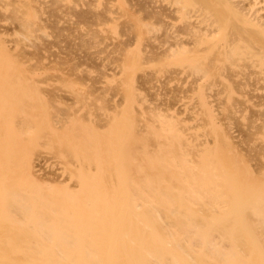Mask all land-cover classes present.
<instances>
[{"label":"bare ground","instance_id":"1","mask_svg":"<svg viewBox=\"0 0 264 264\" xmlns=\"http://www.w3.org/2000/svg\"><path fill=\"white\" fill-rule=\"evenodd\" d=\"M55 1H57V0H55ZM55 1L53 2V0H52V2L54 3V6H57V5H55ZM59 1H60V3H58V6H59V4L61 6L62 0H58L57 2H59ZM94 1H97V0H94ZM107 1H106V6L108 7L107 3L110 0L108 2ZM136 1H138V0H131V2H134V3L132 4L130 2L129 5L132 4V5L136 6V8H140V9L143 7L141 9L143 11V12H141V17H143V19H142L143 21L146 20L145 18L149 19V16H147V15L152 10H153V14L154 13L156 14V12H154L155 7H153L151 5L149 6L150 1H152V0H147V1H149L148 4H146L147 3L146 0L145 1L140 0L141 3H143L144 5H141L140 1H138L139 3H136ZM171 1H173V0L168 1V2H170V5H171ZM175 1L177 2V4ZM175 1H174L175 2L174 6L178 5L179 9L182 8L181 12L186 9V7H187L186 4H185V7H182V6L179 7L180 1L179 0H175ZM187 1H189V0H187ZM193 1H195V0H193ZM210 1L211 0H205V2L200 1L199 3L202 4L200 7H203V5H204V8L199 7V9L201 11V14L200 13L199 14L201 16L198 14L199 9L194 14L196 15V13H197V15H199L201 18H203V17L205 18V17H209V16L212 18V14H215L216 12L219 13V11H217L218 7L217 8L215 7L216 2H217V4L219 3L220 4L219 7H222V10H224V11L221 10L220 11L221 14H215L213 17L214 20L211 19V21L215 22L217 17L220 15L219 18L220 17L223 18L224 22L221 24V22H222L220 20L221 18L220 19L218 18L216 20V22H220V23H218V26L214 27V29L215 30H216V28L221 29L222 28L221 26L225 24V21H227V23H226L227 26L224 25V27H228L229 26L228 24L231 22L230 23L231 26H229V27H232V28H229V27L228 28L233 29V26L236 25L235 27H237V29H235V31H233L235 34H233V32L231 30H230L231 32L228 31L232 34H229L227 37L229 38V36H234L233 38L235 40L233 42L242 41L243 44H241V45L239 44V46H234V45H232L233 43L232 44L230 43L231 44L230 46H225L227 48V51H223L221 56L220 57L218 56L216 58L217 53L220 50L221 43L218 42L219 37L218 38L213 37V36L210 37V39L208 40L209 46H207L210 50V52H208V54L210 56L212 54L215 57H213V56L210 57L209 55L206 54V56L204 58H208V59L210 58L209 62L211 63V65L213 64L215 67L213 65L212 66L214 68L209 67L210 64H208L209 63L208 61H207L208 66L206 64V67L204 66V68L202 67V64H200V63L198 65L195 64V67L193 68L195 71L193 70V73L194 72H202L203 74L201 77L198 74L197 77L194 76L192 79L195 78L196 81L198 82V79L201 80L200 78H202L204 76L203 82L201 84V88H202V86H204V83H207V81H209L212 84V82L210 80L213 77H216L215 75L218 76V74L220 72L219 70L221 68H224V69L228 68L227 71H229L231 69V68L229 69V67L234 68V66H240L242 64H244V65L246 64V66H247L248 63H252V65L255 64L256 66H259L260 68L258 69V71L260 74V78L262 76V78L264 79V0H235V1L234 0H231V1L230 0H216V2L214 0H212V2H210ZM213 1H214V5H213ZM35 2H36V0H0V13H2V16L1 15L0 16L3 17V15L5 13L8 15V13H10L8 11H11L9 16L6 17L7 15L5 14L3 19L6 17L5 21H7V23H10V24L11 23H13V24L17 23L20 26V29L16 30L15 34H20V35L24 36L23 37L24 40H25V38L32 40L33 37H35V39H36L37 38L36 35H38V34H36L35 32L41 28L40 26H42L41 24H39V26L37 24V27H36V22L29 16L30 11L28 9V6L30 5V3L35 4ZM37 2L39 3V0H37ZM40 2H46V1H40ZM48 2H51V0L47 1L46 3H48ZM77 2L79 3L80 0H77ZM191 2H192V0H191ZM203 2H204V4H203ZM209 2L213 5L212 7L210 6V9L208 7H205V6H208V4L211 5ZM46 3H45V5H46L45 9H44L45 12L48 11V9L50 8L51 5H52L51 7H53L52 10H54L53 3L51 5H50V3H48V4H46ZM84 3L87 4L88 1L87 2L85 1ZM153 3L155 4V1ZM156 3H157V0H156ZM193 4H194V2H193ZM40 5H41V3H40ZM48 5H50V6H48ZM65 5H62L63 8ZM88 5L89 4H87L86 6H88ZM138 5H140V7H137ZM145 5H148V7H146ZM160 5H161V7L164 6L163 8H161V10L162 9L169 10V11L163 12L159 9L162 14L163 13L167 14V12L169 13V14H167L168 16L163 15L164 19L161 16L162 14H159V15L157 14L158 18L163 19L162 23H163V21H165V16L167 18H172L171 21L173 20V15H175L174 20L176 19V21L181 16L180 15L178 17V16H176V14H173V15L171 14V13H175L174 10L177 7H175V8L173 7L174 8V10H173V9L169 8L170 6L165 7L167 4L162 5V3L160 2L159 8H160ZM224 5H225V7H223ZM47 6H48V9L46 10ZM68 6H70V5L65 6L67 8V9H65V11L68 10V8H69ZM80 7H81V5H80ZM104 7H105V4H104ZM111 7H109V9ZM55 8L57 9V7H55ZM70 8H71V6H70ZM74 8L75 7H74V3H73L72 9L74 11H76V9H74ZM146 8H147V11H146ZM196 8H198V7H196ZM39 9H40V7H39ZM39 9H38V11H39ZM72 9L70 11H73ZM90 9L93 10V8H90ZM90 9H88V12L85 9L86 11L84 13H81V15L84 14V16H79L80 14H78V13H76V14H78L79 17L83 18V17H85L86 13L92 12V14H93V11H91ZM116 9L119 10L117 7H116ZM116 9L114 8L112 10L113 11L115 10L113 13L117 12L115 17L117 16L116 18H118L119 17L118 11H116ZM135 9L133 10V13H135V14L138 12L140 13V9L139 10H137V9L135 10ZM179 9H176V11H180ZM189 9L190 8H188L187 10L189 11ZM89 10H90V12H89ZM107 10L106 9L102 10V11L100 10L101 13H100V11L96 12V13H98V15L95 13V14H93V16L97 15L99 17V19H102L100 21L102 23H103L104 19L106 21H108L109 17L105 16L106 14H104V12L107 13L106 12ZM130 10H131V8H130ZM187 10H185V11L187 13V17H189L188 14L192 10L190 9L189 12ZM50 11L51 10H49V13L48 12L47 13L51 14V17H52L55 13H53L52 11L50 12ZM56 11H58V10H56ZM73 12H72V14H73ZM120 12H121V9H120ZM62 13L63 12H61L60 14H62ZM144 13H145V15H144ZM183 13H184L183 16L185 17L186 14H185V12H183ZM191 13L192 12H190V14ZM57 14H58V12H57ZM60 14H58L57 16H59ZM194 14H192V15H194ZM90 15H91V13H90ZM41 16H43V15L40 11L39 17L41 18ZM63 16L60 15V17H63ZM78 16H76V17H78ZM93 16H92V18L90 17L92 19L91 22L94 21L95 23H98V21H96V19L98 17H96V19H95V17L93 18ZM215 16H217V17H215ZM79 17H78V19L77 18L76 19L77 20L81 19ZM115 17L113 16L112 18H110V21H112L111 19H114ZM151 17H150V19H151ZM153 17H152V19H154ZM176 17H178V18H176ZM90 18L88 21H90ZM122 18H124V17H122ZM130 18H131V16H130ZM196 18L198 19V16ZM3 19H0V21L1 20L3 21ZM61 19H63V18H61ZM61 19H59V20H61ZM70 19H68V20H70ZM135 19H136V21L138 20L137 17H135ZM139 19L141 20V18H139ZM41 20H43V17ZM46 20L44 22H46ZM49 20H51V19H49ZM205 20L209 21L208 18L204 19L203 21H205ZM64 21H66V20L64 19ZM123 21L124 20L122 19L121 22H123ZM150 21L152 23V20H150ZM203 21L200 19L199 23H202ZM207 21H205V25H206ZM228 21H229V23H228ZM112 22H115V21H112ZM155 22H158V21L155 19ZM166 22H169V20H166ZM239 22L242 23V25H243L242 30L245 32L241 31L238 28L240 25ZM188 23L186 25H188ZM191 23H189V25ZM64 24H65V22L62 23V25H64ZM98 24H100V23H98ZM157 24H159V23H157ZM184 24H183V26H184ZM194 24H195V22H194ZM194 24L192 23L190 27L186 26V25H185L186 27L185 26L184 27H185V29L186 28L188 29V27H189V31L192 32V30H190V28L192 26H194ZM208 24H210V23H208ZM212 24H211V26H212ZM219 24H220V26H219ZM232 24H235V25H232ZM44 25H45V23L43 24V26ZM205 25H204V27H205ZM207 25H206V27H207ZM2 26H3V24H2ZM8 26H10V25H8ZM8 26H6V27H8ZM43 26H42V28H43ZM48 26L46 25L47 28H48ZM96 26H98V25L96 24ZM119 26H120V28H122L124 26V30L126 28H128V27H125V25L122 26V24ZM126 26H128V25L126 24ZM140 26H142V25H140ZM200 26L198 27V25H197L196 27H198L200 29L201 28ZM10 27H11V30H13V28L16 29L15 26L14 27L10 26ZM59 27H61V26L59 25ZM86 27H87V25H86ZM131 27H129L128 30L129 29L131 30L132 29ZM150 27L153 28L154 25L152 24V25H150ZM150 27H148V28H150ZM155 27H157V26H155ZM165 27H167V26H165ZM181 27H182V25H181ZM206 27H205V29H206ZM219 27H221V28H219ZM5 28H2L1 24H0V68H14L17 65V63H16V61L12 55L17 54L19 49H20L19 53L23 55L24 53H21V49H23V47L20 46L21 43L20 44L18 43V41H20V40H18V38L16 36L15 37L17 38L18 41H15L14 38H12V40L9 39L10 42L8 41L7 38H9V37L7 36V38H6V35L8 33L7 31H9V29L6 28V30H5ZM152 28H150L149 30H151ZM167 28H165V29H167ZM193 28H195V26ZM209 29H210V25H209V27H207V30L212 33L211 29L210 30ZM87 30H89V29H87ZM87 30H86L87 37H88V34L94 32L93 29L89 30V32L93 31L90 33H88ZM96 30L98 31V29H96ZM137 30H138V32L140 31L139 28H137ZM143 30L146 31V29H144V28H143ZM149 30H148V33L146 32L147 34L152 32V31L149 32ZM193 30H195V29H193ZM239 30H240V32H239ZM54 31H52V32H54ZM186 32H188V31L186 30ZM195 32H194V34H195ZM228 32H226V33H228ZM96 33L99 34L100 31L95 32L93 34L96 35ZM188 33L184 32L183 34H188ZM200 33H201V30H200ZM93 34H90V35H93ZM119 34L123 35V33H119ZM125 34H130V31L126 32V33L124 32L123 39H125L124 38L126 36ZM189 34H191V33H189ZM194 34L192 33L190 38H192L194 36ZM204 34L205 33H203V35ZM12 35H13V31H11V33H10V36H12ZM40 35L42 36L41 39L44 38L42 41H44L45 39H48V38H46L47 36L42 35V34H40ZM54 35H53V37H54ZM83 35H85V34H83ZM122 35L120 37H122ZM167 35H170L169 37L173 38V36L171 37V35H172L171 33L167 34ZM177 35L179 36V34H177ZM196 35L197 34H195V36ZM176 36H175V38H176ZM178 36H177V38H178ZM200 36H202V33ZM200 36H198V38ZM57 37H58V35H57ZM84 37H86V36H84ZM143 37H142V39L150 40V38L148 39L147 37H144V38ZM166 37H168V36H166ZM194 37L189 41V44H188V45H190L189 48L192 45V44H190L191 41L194 44V42L196 40V43H197L198 38L196 37V39H195ZM205 37H206V35H205ZM58 38H56V40ZM90 38L96 40L97 37L95 36V38H94V36H91ZM175 38H173V40H175ZM177 38H176V41H178ZM190 38H187V40ZM20 39H22L21 36H20ZM35 39H34L33 44L31 42V44H32L31 46L34 47V50L31 51V53L29 52L30 53L29 57H32V55H31L32 53H33V57L34 56L38 57L40 55L42 58L46 57L45 54L41 50L45 49V48L50 50L52 48V45L50 47H49V45L54 42L55 38L51 43L49 42L50 43L49 45L46 44V40H45V44L47 46L45 44H41V45L36 44ZM81 39H79V40H81ZM97 39H99V37ZM123 39H119V40H121L120 42H123ZM200 39H201V37H200ZM231 39L232 38L228 39V40H230L229 42H231ZM100 40H101V38L99 39V42H100ZM147 40L146 41L144 40V41L147 43L148 42ZM155 40H153V42ZM181 40H182V38H181ZM58 41L59 40H57V42ZM84 41L85 40L83 39L82 42H84ZM124 41H127V39H125ZM89 42H90V44H86V45H88L87 46L88 48L90 47V49H92V47H94L96 50L97 49L99 50V48H96V46H95L96 44L93 45L92 44L93 42L92 43H91V41H89ZM171 42L173 45L175 41L174 42L171 41ZM37 43H39L38 40H37ZM55 43H56V41H55ZM55 43H54V45H55ZM76 43L78 44L79 41ZM91 44H92V46H90ZM185 44L186 43L181 42L180 40L178 41V43L174 44L175 46L167 44L168 46H166V47L164 46L166 48V50L164 47H162L163 51L165 50L163 52V54L161 52L162 49H160L161 51L154 50V49L152 51L151 50L150 51L152 52V54H154V51H155V54L157 52H159L158 53L159 55L165 54L166 56L164 55L165 57L160 59V60H163L167 57V54H170L172 52H174V54L178 51L183 52L181 54L182 56L186 53L188 54V52H190V51L185 46ZM198 44L199 43H197V45ZM26 45H29V44L26 43ZM43 45L46 47L41 48L39 50V48L42 47ZM57 45L58 44L56 43L55 46H57ZM60 45H62V43L59 44V49H62V50L67 49V48H62V46H60ZM69 45L72 46V49L70 48L69 51L73 50V49H77L76 46L74 47V44H71V42L69 43ZM82 45H85V44L82 43L81 46ZM99 45H100V43L97 46H99ZM194 45H196V44H194ZM36 46L39 47L37 49V51H39L40 53L42 52L44 55L42 53L41 54L37 53V51L35 52L37 55L34 54V51L37 48ZM65 46H67V45L64 43L63 47H65ZM81 46L79 44L77 47H79V49H81L80 48ZM87 47H85V48H87ZM82 48H84V47L82 46ZM101 48H102V46H101ZM196 48H197V46H196ZM205 48H206V46L204 47V49ZM47 49H45V50H47ZM190 49H192V48H190ZM204 49H203V51H205V50L208 51L207 49H205V50ZM67 50H65L66 53L68 52ZM124 50H126V48ZM197 50H196V52H197ZM199 50H201V49L199 48ZM28 51H30V50H28ZM100 51L101 50H99V52L98 51L97 52L100 53ZM143 51H145V50H143ZM213 51H215V52L213 53ZM60 52L62 53V51H58V52L55 51L54 53L58 54ZM70 52H72V51H70ZM97 52L95 51L94 53L97 54ZM52 53L53 52H51V53L48 52V55H50ZM54 53L52 55H54L56 57L57 54H54ZM63 53L65 54V52H63ZM90 53H93V51ZM143 53L145 54L146 52H143ZM215 53H216V55H214ZM158 54H156L155 56H158ZM76 55L80 56V54H76ZM76 55H74V57H76ZM18 56H19V54H18ZM24 56L21 58H24ZM62 56L60 54V56H58V58L60 59V62L63 63L64 61H62V60H64V57H62ZM41 57H39V58L41 60H43L44 58L42 59ZM67 57L72 58V60L75 59V58H73V55L69 56L67 54ZM168 57H170V56H168ZM194 57L197 60L198 59L201 60L200 58H202L198 54H195ZM81 58H85V57H81ZM135 58H136V56H135ZM25 59H26V61L25 60L24 61L28 62L27 57H25ZM30 59L31 58H29V60ZM54 59L51 62L55 63L57 58L55 60ZM57 61H59V60H57ZM69 61H70V63L72 62L71 60H69ZM84 61H82V63ZM135 61H136V59H135ZM187 61H188V59H187ZM242 61H245L246 63H244ZM35 62H37V63L35 64ZM35 62L34 63L30 62V63H32L36 68L39 67L41 70L42 69L41 66H43L42 63H39L41 61L36 60ZM51 62H48V63H50V65L45 64L44 67L46 65L47 66L49 65V67H47V68L52 69L53 63L51 64ZM73 62H75V60H73ZM72 63L70 66L75 67L76 65L74 66V63L73 64ZM87 63L85 62V63H83V65L79 64V66L82 67ZM201 63H202V61H201ZM38 64H39V66H38ZM63 64L66 65L65 62ZM130 64H131V62H130ZM89 65H85V67L86 66L89 67ZM252 65H250V66L252 67ZM28 67H29V65L27 66V68ZM251 67H248V70H250L249 68H251ZM30 68H31V66H30ZM30 68H28V69L30 70ZM34 68H31V69L33 70ZM78 68L79 67L74 68V70L77 69L79 71ZM60 69H62V68H60ZM66 69H63V71H65ZM69 69H73V68H69ZM88 69L89 68H87V71H88ZM106 69H105L106 74H108L107 71L110 70V68L109 69L106 68ZM115 69H113V70L115 71ZM121 69L120 68L118 69L119 72H117V75H119L118 73L122 72V71H120ZM74 70H72L73 74H74V72L75 73L78 72V71L76 72ZM178 70H179V68H177L175 70V72L177 71L176 72L177 75L180 74L179 72H181V71L178 72ZM252 70H250V72H252V74H253V72L254 73L256 72V71H254L253 68H252ZM20 71H21V69H20ZM20 71L19 70L16 71L17 74L20 73ZM24 71L25 70L21 71L22 74H24L23 73ZM89 71H91V69H89ZM243 71H244V69H243ZM93 72H94V69H93ZM129 72H131V71H129ZM234 72L235 73L232 76L231 73H233V71L232 72L229 71L228 73H230L231 76L230 75L227 76V74H228L227 73L225 75V77L223 78L224 79L223 81L225 82L227 87H232V82L234 81V79L231 77H234V75L239 73V71L238 72L234 71ZM250 72L245 73V71H244L245 74H242V73L241 74L246 78V80H248L249 75L247 73H250ZM257 72H256V74H257ZM2 73H4V71ZM5 73H8V77H10L9 71L5 72ZM66 73L69 74V70H67ZM101 73H102V71L100 72V74ZM114 73H116V71ZM173 73L174 72L169 74V77L165 76V78L166 77L169 78L167 80V82L169 80H171L172 78H174L173 76H171ZM223 73L224 72L222 71V74ZM17 74H16V78H17ZM31 74H34V73H31ZM129 74L130 73H128V71H127V75L123 76L127 80V81L126 80L124 81L125 83H129L128 82V78L130 77V76H128ZM138 74L140 75L139 72H138ZM189 74H191V73L189 72ZM246 74H247V77L245 76ZM78 75H80V74H78ZM111 75H112L111 73L108 74V76H111ZM117 75L115 74V76H117ZM177 75H176V77H177ZM46 76H47L46 78L48 79L49 78L48 74H46ZM54 76H55V78H57L55 74H54ZM81 76L84 79V76L82 74H81ZM138 76H137V80L141 79V81H139L140 84H137L136 86L144 89L146 86L143 85V81H145V79L147 77L145 78V75H144V79L142 80V77H140V76L138 77ZM219 76H218V79H219ZM5 77L7 78V76H5ZM68 77H69V75L67 76V78ZM93 77L94 76L92 75V78ZM170 77H171V79H170ZM186 77H187V75L185 76V79H186ZM44 78L45 77L43 76V80H45ZM89 78H91L90 75H89ZM111 78H112V76H111ZM124 78H122V79L124 80ZM158 78L159 77H157V79L155 78L156 82L158 81ZM11 79H13V78H11ZM40 79H42V78H40ZM40 79H38V80L36 79V80L39 81ZM62 79L64 80L65 78L64 77L62 78L61 76L57 78V80H60V81H62ZM77 79H78L77 76H75L74 81L76 82ZM100 79H102V77H100L97 81H95V83H93L94 79H92V80L89 79V80L92 81L91 84L97 85L100 82ZM118 79L116 82L117 84H113V86H111L114 88H110V91H111V89L114 90V91H111V93H114L116 91L117 94H114V96H113V94H111V98L106 97L105 99L108 102L104 99V96H103L104 95L103 92L105 90H103V89L99 90L100 89L99 87H98V91L96 89V92H100V94H102L100 96L101 97L103 96L101 98V100L104 99L102 101L103 102L102 105L105 104L104 108H106V106H107V108L110 109L111 107L107 103L110 104V102L113 101V100L112 101H110V100L113 97H115V95H118L119 93H120V95L118 96L119 100H121V102L123 103V99L125 98L124 95L127 94V89L124 88V86H123V89L122 88L120 89V85L118 86V84L119 83L121 85H123V84L120 82L121 80L119 79V81H118ZM185 79L183 81V78H182L181 84H183V82H185ZM216 79H217V77H216ZM231 79H233V81ZM23 80L25 81V78L22 79V84L24 83ZM43 80H40V81H43ZM72 80H73V78H72ZM194 80H193V82H194ZM217 80H215V82ZM240 80H242V79H240ZM240 80H238L237 83L233 82V84L234 83L238 84V87H239L240 86L239 83L241 82ZM253 80H254L253 82H255V78H253ZM257 80H260V79H257ZM11 81H10V84L15 82L14 80H13L14 82H11ZM164 81H165V79L162 80L161 82H164ZM248 81H246V82H248ZM17 82H19V81H17ZM43 82H45V81H43ZM146 82H148V81L146 80ZM0 83H2V82H0ZM46 83H47V80H46ZM58 83L59 82H57V84ZM243 83H245V82H243ZM249 83L252 84V82H249ZM33 84H35V83H33ZM53 84H56V82ZM235 84H234V87L235 86L237 87V85H235ZM250 84H249V86H250ZM141 85H143V86H141ZM176 85L177 84H175L174 86H176ZM199 85H200V83L196 87H198ZM208 85H210V84H208ZM252 85L254 86L255 83H253ZM6 86H9V84L7 85V82H6L5 88H3V87L2 88L6 90ZM20 86H19V88H20ZM54 86L56 87L57 85H54ZM54 86L51 89H49L48 87L47 88L44 87L46 90H48V93L50 92L49 95L47 94V96H49L48 97L49 103H50V98L52 99V97H53L52 101H55V99L62 101L64 98L61 95L63 94L62 91L65 88H63L61 93L59 94L58 90H61V88L57 86L56 88H59V89L57 91H55L56 88H54ZM260 86L262 89L264 88L263 85H260ZM9 87H7V89ZM16 87H18V86L16 85ZM30 87L32 90V85ZM42 87L43 86H41V88ZM80 87H82V86H80ZM85 87H86V85H85ZM180 87L181 86L177 87L176 91L181 90V92L182 91L187 92L188 89H190V88H191L190 90L192 91L191 86L189 88L187 87L188 88L187 91H186V88H184L185 90L182 88L183 89L182 90V89H180ZM196 87H195V89H196ZM223 87H224V84H223ZM223 87L220 88L222 91H223V89H222ZM238 87L236 88V90L239 89L242 91V89L238 88ZM258 87H257V90H258ZM19 88H16V90ZM24 88L21 87V91ZM44 88L42 90L45 93L46 90ZM178 88H179V90H178ZM208 88L206 87L207 90H208ZM142 89H140V90L142 91ZM12 90H13V88H10V91H12ZM221 90H220V92H222ZM239 90H238V92L241 93V91H239ZM252 90H253V92H252L253 94L249 93L248 95L251 96V97L250 96L249 97L251 99H254V97H258L257 98L258 100L261 99V98H259V96L262 97L263 94H260L258 96V94L256 95L254 93L253 88H252ZM51 91H54V92L52 93ZM65 91L68 92L67 89ZM65 91H64V93L67 94V92H65ZM209 91H207L208 93H206V94H209L210 93ZM248 91L250 92L251 90L246 89L247 93H248ZM55 92H56V94H55L56 96L53 95ZM69 92H71V91H69ZM74 92L75 91L71 92L73 94V96H76V97L78 96V98H79V93L76 91L75 93L78 95H74L75 94ZM185 92H184V94H185ZM104 93L106 94V92H104ZM107 93H108V91H107ZM123 93H125V94H123ZM219 93L217 92V94H219ZM2 94H4V93L2 92ZM16 94L19 95L18 92L15 93L14 95L17 96ZM27 94H28V92H27ZM94 94H95V96L97 95L96 93H94ZM136 94H137V97H140V96H138V93H136ZM145 94L146 93H144V95H141V94L140 95L143 97V96H146ZM213 94H214V96L213 95L212 96L214 98H215V95L217 97L216 93H213ZM10 95L11 94H9L7 97L5 95V98L3 97L4 95L0 96V264H264V176H261L263 173L262 174L259 173L260 171L257 173H259L261 175H257V174L252 173L251 170H249L250 167H248L247 162H248V160L250 161V159H248V157H250V155L249 154L244 155V152L237 147L236 140L239 138V134H240L238 132L239 129L237 128V126H236V128H237L236 130H237L238 134L232 132L231 129H229V128H231V126L227 121L226 122L224 121V123H228L229 128L224 127V126L217 127L214 124H210V126H208V128L210 130L207 129L209 133L208 134H205V133L199 134V135H197L196 138L194 137L196 139L195 140L191 136V134L186 131L185 125L181 121L183 119V117H182V119H180L181 126L179 127V122H173L174 120H172L175 116L171 120H165V118H163V120H160V117L156 116L157 115V113H156L157 111H155L156 108L154 109L153 108L154 106L150 107V108H152V110L154 109V112L156 113L155 117L157 118V121H158L157 126L159 127L161 125V127L164 128V130H165V131L161 130L162 134H163L162 136H164V134H165L168 137V139L170 140L169 142H171V146L168 147L167 145L169 144V142H167V140H165L166 136H164V138H163L164 142L161 141L160 144L157 143L160 141H156L154 139L155 136H154V133L150 130L151 129L149 126L150 124L148 123L149 121H146V123H143L144 121L140 118V116H141L140 110L138 109L139 114L137 112L136 120L137 121L139 120V122L142 121L143 124H142V126H140L138 124H135L136 122L134 123L135 127H137V128H135V127L134 128L137 129V131L131 132L134 134L133 140L128 141V140L122 138L125 131L123 133H120V134H118V133L111 134L110 136L108 135L109 134L108 133L109 131H108L107 133H105L104 139L107 138L106 141L109 139H112L111 141L114 140L115 141L114 145L110 144L109 143L110 141H107L108 144H105L104 146H97V147L90 149V150H87V149L83 150L84 147L87 148L88 144L90 147H91V145L96 144V143H91L93 141L91 139L92 138L91 137L92 136L91 131L89 129L87 131L84 130V132L85 131L86 132L83 134V137L86 136L85 134L87 132L89 134L91 133L90 136L84 137V141L86 138L87 139L90 138V142L88 144L86 143L87 146L84 144L85 146H82L83 148L78 149V150H74V147H73V150L71 152L70 151L71 148L69 147V145L66 146L65 143H63V147L60 148V151L57 150V149H59L58 148L59 145H57V146L55 145L54 148H56L57 151L54 150L53 154L55 153V155L52 156L51 158L56 157L57 159H59L61 162L60 163L61 165H54V166H57L59 169H57V168L55 170L51 169V171L49 170L50 172L47 173L48 171L46 172V170H45L46 168H45L44 164H42L45 161L44 158H42L43 155H40L38 157V154H37L38 152L41 151V149H39V150L37 149L38 150V151H36L37 153L30 152L29 154H27V150L24 149L26 144H27V146H29V144H28L29 138L27 139V137H25V136H24L25 137L24 142L22 141V138H21L20 142H19V139L16 141L17 145L19 143L18 147H20L21 149L24 146L23 150H25L26 153L24 152L23 154H25V155L23 156L22 154H20V156L17 157V155L19 153H16L17 155L15 154V158L13 157V154L11 152V147L13 146V142L15 141L14 140L15 137L18 135L16 128L18 127L19 122L21 123V121L23 120V119L21 120V117H19V115L17 117L14 113L16 112V110L19 109L23 115L29 116V114H31L33 116L37 113H38L37 115H40L39 112H42V110L40 109V111H39V109H38L37 113L34 112L35 114H32L31 109L28 110L27 109L28 107L26 108L25 106H23L24 103L23 104L19 103L20 106L18 105L19 107L14 109V106L16 107L17 102L15 103V100L13 98H12L13 100L9 99ZM20 95H21V97L19 99H23L25 97L24 95H23L24 97L22 96L21 92H20ZM63 95H65V94H63ZM67 95H69V96H67L68 98L72 99L70 94H67ZM121 95H123V96H121ZM154 95H156V94H154ZM154 95L152 97V95L149 94V97H152L151 100L154 97H156ZM198 95H199L201 104L205 105V101L203 100L204 94L199 92ZM226 95H227V93H226ZM253 95H254V97H253ZM33 96H34V98H37L39 95H37V97H35L36 94H33ZM85 96H87V95L85 94ZM95 96L93 98L91 95V98L93 100L95 98L100 99L99 93L96 97ZM176 96H178V94H176ZM225 96H224V98H225ZM56 97H61V99L56 98ZM76 97H74V98H76ZM122 97H124V98H122ZM207 97H209V96L207 95ZM263 97H264V95H263ZM74 98L70 101L66 100L67 98H64L63 101L65 103L69 102V103H67V105L68 104L70 105V106H68V108H70L71 106H75L76 102H78V101H80V103H81V101L83 99H85L84 96L80 97V98H82V100L81 99L78 100V98H76V100H75ZM169 98L171 99V97H169ZM179 98H181V97H179ZM214 98H213V101L218 100V99L214 100ZM233 98H234V100L236 99L235 100L236 103L234 101L232 102V104H234V106L237 104V102L239 104V107H241V105L244 104V101L242 99L237 100V98L234 96H233ZM15 99L18 100L17 98H15ZM141 99H138V100L141 101ZM143 99H142V101H143ZM225 99H222V100H225ZM74 100H75V102H74ZM119 100L117 101L118 106H119V104L122 105L121 102L119 103ZM129 100H131V99L129 98ZM148 100H150V98ZM148 100L146 99V101H148ZM154 100H157V99H153L152 101H154ZM176 100H177L176 98L175 99L173 98L172 100H170L169 106H171L172 104L176 105L177 102L179 101V99H178V101H176ZM240 100H242V102ZM258 100H255L256 102L254 101L256 103V105H260V104H258L260 100L259 101ZM13 101H14V103H13ZM23 101H27V100H25V98H24ZM105 101H106V103H105ZM195 101H194V103H195ZM257 101H258V103H257ZM261 101H263L262 104H264V98H263V100L261 99ZM35 102H37V101H35ZM35 102H33V104H32V102H30L31 104H29V101H27V103H25V104L29 105V106L30 105L35 106ZM9 103H11L13 108L9 105ZM37 103H36V106L39 107ZM40 103H43V102H40ZM143 103H144L143 108L145 109V105H146L145 101ZM156 103H154V105ZM194 103H192V104H194ZM198 103L199 102H197V104ZM210 103H211V101H210ZM223 103H225V101H223ZM129 104H130V102L128 104H126L127 107L129 106ZM157 104H158L157 106L159 109V107H160L159 105H161L162 103L158 102ZM102 105H101V107H102ZM113 105L115 107H117L114 103H113ZM41 106H43V105H41ZM52 106H53V104H52ZM55 106L57 107V105H55ZM97 106H96V108H98V109L101 108L100 106H98V107ZM114 106H113V108H115ZM179 106L180 105H178V107ZM214 106H216V105H214ZM48 107H49V105H48ZM77 107L80 110L82 105H79ZM77 107L74 108L73 113H71L70 111H66V109H68L66 107H65V109H64V107H60V108L62 110L63 109L65 110V111L64 110L63 111L66 113H63V114L69 118V117H71V114L72 115L74 114V116L76 115L75 112L78 111ZM127 107H125V108H127ZM192 107H193V105H192ZM217 107H218V105H217ZM57 108H59V107H57ZM96 108H94V109L96 110ZM135 108H137V107L135 106ZM165 108H163L162 110H164ZM235 108H236V106H235ZM243 108H240V110ZM262 108H264V105ZM89 109H92V108H87L88 111L86 112V114H88V112L91 111ZM129 109H131V106H129ZM177 109H178V111H177L178 113L184 112V110L179 111L180 107ZM228 109H229L228 110L229 112H227V113L232 114L233 109L232 108H231L232 110L230 109V105L228 106ZM252 109L253 108H251L250 111H252L253 113L250 111H249V113H251L253 115L248 114L247 118L250 115V116H256L254 118L255 120L259 119V118H257L258 115L260 114V113L258 114L259 110L256 109L257 111L254 112L255 110L254 109L252 110ZM43 110H45V109H43ZM62 110H61V112H62ZM68 110H70V109H68ZM95 110L91 111V112L93 113V112H95ZM112 110L114 111V109H112ZM115 110H116V108H115ZM165 110H167V109H165ZM96 111L99 114V112L101 110L100 111L96 110ZM136 111H137V109H136ZM219 111H222V110H219ZM219 111H218V113H219ZM244 111L245 110H242L240 112H244ZM57 112H60V110H58ZM103 112H105V109ZM117 112L120 113V110H117ZM259 112H261V115H263V118L260 117L262 119H259V120H261V122H260L261 124L258 123V120H257V122L255 120H253V117H249L250 120L248 119L247 125H249V124L250 125L248 126V128L246 127V129H247L246 136L250 137V142L248 143V147L250 149H255V150L257 149V147H260V146L264 147V131H262L263 130L262 128H264V109H262ZM55 113L56 112L54 111V114L52 113L53 117H51V118L49 117L50 122L53 123V124L51 123V126L55 127V131H57L59 128H61L62 131L66 132L65 128L63 129L61 127V125L65 123V122L62 123L63 122L62 120H64V119L60 118L63 116V114H61L62 116L59 117V115H57V114L55 115ZM67 113H68V115H67ZM119 113H117V114H119ZM130 113H131V111H130ZM146 113H148L147 119L150 120L151 118H149V111L147 110ZM159 113H161V112H159ZM222 113L224 114L223 111H222ZM227 113H226V116H227ZM82 114H80V118L81 117L86 118L85 115L81 116ZM242 114L243 113H241V115ZM254 114H256V115H254ZM43 115L44 114L42 113L41 116H43ZM95 115L97 116V113ZM102 115H104V113H100L101 117L99 115L98 116L101 118V121L102 120L103 121L101 122L100 118L97 117V119H96L97 122L99 121L101 123H105L106 119L109 120V122H110V120H112V119H108V118L105 119L107 114L105 117ZM126 115H128V114H126ZM126 115H125V117H126ZM45 116H47V115H45ZM192 116H193V114H192ZM219 116H222V115H219ZM226 116L225 117L222 116L223 119L224 118L226 119ZM87 117H88V115H87ZM110 117H111V115H110ZM188 117L192 118L191 115H189V114L187 115L186 118H188ZM201 117H204V116H201ZM208 117L210 120L213 119V115L209 111H208ZM18 118H20V119H19V122L17 124ZM76 118L78 120L77 116H76ZM84 118H83V121L87 120L89 117L86 119H84ZM98 118H99V120H98ZM205 118L206 117H204L203 120H205ZM220 118H219V120H221ZM233 118H235L234 120H236L237 117L232 116V118H230V120H232L234 122ZM7 119H9V120L7 121ZM28 119H30V118H28ZM209 119L207 118L206 120H209ZM216 119H218V118H216ZM30 120H27L25 118L23 120V122L28 121L27 123L30 126V123H29ZM37 120H40V118L36 119V120H32V121L34 122ZM192 120H193V118H192ZM230 120H229V122H230ZM161 121H162V123H160ZM232 121H231V123H233ZM249 121H250V123H249ZM251 121H253L252 124H251ZM15 122H16V124H15ZM97 122L95 123L96 127L101 126L103 128L104 126H107V124H109V122L107 121L108 123L106 122L105 123L106 125L103 124V126H102L99 124V122L98 123ZM153 122H154V119H153ZM206 122L209 123L208 121H204L203 124L202 123H199V124L200 125L202 124V127H203V125ZM38 123H40V125H41V121H38ZM159 123H160V125H159ZM222 123H223V121H222ZM28 124H26V126H25V123H24V126L20 125V127L21 126L25 127V129L21 127V129L23 130L22 132H24V135H25L24 130L28 129L27 128ZM147 124H149V125H147ZM77 125H80V123H78ZM77 125L74 129L77 128L78 131L80 130L79 132H76V134H75L77 136V133H79L77 136V137H79L82 133H81V129H79V127ZM122 125L123 124H121L120 126H122ZM197 125H198V123H197ZM197 125H195V126H197ZM234 125H236V123ZM42 126L43 125H41V127ZM20 127H18V128H20ZM122 127H120V128H122ZM191 127H193V126H191ZM234 127L235 126H233V128ZM69 128H68V131L70 130ZM83 128H84V126H83ZM113 128H115V125ZM123 128L127 129V130L131 129V127H129V126H124ZM148 128H150L149 130L153 133L151 136H149L151 134V132L150 131L148 132ZM233 128H232V130H233ZM31 129L32 130L35 129L34 123H33V125H31ZM108 130H109V128H108ZM115 130H116V128H115ZM139 130L141 132L144 131L145 133L144 132L141 133ZM236 130H234V131H236ZM55 131H54V134H55ZM239 131H241V130H239ZM261 131L263 133H259ZM26 132H28V131H26ZM47 133H50V132L47 131ZM27 134H29V133H27ZM35 135L37 136V138L39 137V134L38 135L35 134ZM43 135L44 134H42V136ZM45 135H46V133H45ZM106 135H107V137H106ZM259 135H262V137H261L262 140L260 143L258 142L259 144L255 145L257 142L256 137H260ZM141 136H143V137H141ZM200 136H203L205 139H202V137L199 138ZM45 137H47V135ZM150 137H152L153 140H155V141L153 142V140ZM48 139L50 140V137H48ZM81 139L82 138H80V142L82 141ZM87 139H86V142H88ZM44 140H45V138H44ZM54 140L57 141V138L56 137L53 138V141ZM42 141H43V139H42ZM63 141H65V140H63ZM106 141H103V139L101 140L102 143H105ZM151 141L153 142V144H151L152 143ZM174 141L176 142L177 146H175ZM196 141L199 142V145L196 143ZM81 143L83 144V142H81ZM20 144L23 146H20ZM164 144H167V145L164 146ZM108 146H110V148H108ZM111 147H113V148H111ZM14 148H16V147H14ZM68 148H70V149L68 150ZM21 149H19L20 153L23 152ZM16 152H18L17 148H16ZM64 152L65 153L67 152L68 157L71 160V162H68V161H70L69 159L63 160L65 158ZM262 152L264 153V151H262ZM250 153H252V152H250ZM67 154H66V156H67ZM46 157L47 156H45V158ZM48 159H50V157H48ZM82 159L84 160L83 162H81ZM59 160H56L57 163H59ZM90 160H93V162L92 161L90 162ZM62 161L64 164H62ZM90 163H92V164L90 165ZM94 166H96V168ZM117 167H120L121 170H119L117 172H111L114 170V168H117ZM95 169H97L96 172H94ZM98 169L101 171H98Z\"/></svg>","mask_w":264,"mask_h":264},{"label":"rangeland","instance_id":"2","mask_svg":"<svg viewBox=\"0 0 264 264\" xmlns=\"http://www.w3.org/2000/svg\"><path fill=\"white\" fill-rule=\"evenodd\" d=\"M40 1H49V0H39V3L37 2V0H36V2H35V4H33V3H30V5L28 6V9H29V11H30V14H29V16L36 22V27H37V24H38V26H39V24H41L42 26H43V24L45 23V25L43 26V28H42V26H40L41 28V30L40 29H38L35 33L36 34H38V35H36L37 36V38L35 39V37H33L34 39H35V41H36V44H45V40H46V44H50L53 40H54V38H55V40H54V42L52 43V44H50L49 45V47L52 45V48L49 50V49H47V48H45V49H47V50H45V49H42L41 51L45 54V56L46 57H41V55L40 56H34L33 57V53L31 54L32 55V57H29V54L31 53V51H33L34 50V47L33 46H31L32 44H33V42H34V39L32 38V40H29V39H26L25 38V40H24V36H22V35H20V34H15V32H16V30H19L20 29V26L16 23V24H13V23H7V21H5V19H6V17H8L9 16V14L11 13V11H8V12H10V13H8V15L3 19V17H4V15H3V17H1L2 16V13H0V19H3V21L1 20L0 22V24H1V27L2 28H5L6 26H8V25H10V26H12V27H16V29H14L13 28V30H11V27L10 26H8V27H6V28H8L9 29V31H7L8 33H7V35H6V38H7V36L9 37V38H7L8 39V41H9V39H11L12 40V38H14V40L15 41H18V40H20V41H18V43L20 44L21 43V47H23V49H21V53H24L23 55L22 54H20L19 53V50H18V52H17V54H13L12 56L14 57V59H15V61H16V63H17V65L14 67V68H0V82H2V83H0V96H3L4 98H5V95H6V97L9 95V94H11L10 95V97H9V99H11V100H15V103L17 104H15L16 105V107L14 106V109H16V108H18L19 106H20V104L22 103H24V105L23 106H25L28 110H30L31 109V111H32V114H35V113H37V111H38V109H39V111H40V109L42 110V112H39V114L40 115H37V114H35V115H31V114H29V116H25V115H23L21 112H20V110L18 109V110H16V112L14 113L17 117H18V115H19V117H21V120L23 119H27V120H30L29 121V123H30V126H29V124L27 123V122H23V120L21 121V123L19 122V119L20 118H18V121H17V124H18V122H19V124H18V127H20V125H23L24 126V123H25V126H26V124H28L27 125V130H24L25 131V135H24V132H22L23 130L21 129V127L20 128H16V131H17V133H18V135L15 137V141L13 142V146L11 147V152H12V154H13V157L15 158V154L16 153H19L18 155H17V157L18 156H20V154H22L23 156L25 155V154H23L24 152H25V150H27V154H29L30 152H34V153H37L36 151H38L39 149H41V153L40 152H38L37 154H38V157L40 156V155H43L42 156V158H44V162L42 163V164H44V166H45V170H46V172L47 173H49L50 171H51V169H59L57 166H54V165H61L60 163V160L59 159H57L56 157L54 158H51L52 156H54L55 155V153L53 154V152H54V150L55 151H60V148H62L63 147V143H65V145L66 146H68L69 145V147L71 148V152H72V150H73V147H74V150H78V149H82L83 147L82 146H85L86 145V143L88 144L89 142H90V138H86L87 139V141L88 142H86V139H85V141H84V137H86V136H90V134L92 135L91 137V139L93 140L91 143H96V144H94V145H91V147L89 146V144H88V146H87V148L86 147H84L83 148V150L84 149H87V150H90V149H93V148H95V147H97V146H104L105 144H108V142L107 141H110L109 143L110 144H112V145H114L115 144V141L113 142V141H111L112 139H109V140H107L106 141V139H104V136H105V133H107L108 131V135L110 136L111 134H115V133H118V134H120V133H123L124 131V134H123V137L122 138H124V139H126V140H128V141H131V140H133L134 138H133V133H131V132H135V131H137V129H135V128H137V127H135V124H138V125H140V126H142V124L143 123H146V121H149L148 123L150 124H147V125H149L150 126V128H148V132L151 130L153 133H154V139L156 140V141H160V142H157V143H161V141H163L164 139V136H166L165 134H164V136H162L163 134H162V131L161 130H163V131H165L164 130V128H162L161 127V125H160V123H162V121L159 123V127L157 126L158 125V121H157V118L155 117V114L157 113V117H160V120H163V118H165V120H171L174 116V118L172 119V120H174L173 122H179V127L181 126V121L184 123V125H185V128H186V131L187 132H189L190 134H191V136L194 138H196L197 137V135H199V134H203V133H205V134H208L209 132H208V130H210L209 128H208V126H210V124H214V125H216L217 127H219V126H224V127H228V125L230 124V126H231V128H229V129H231V131L232 132H234V133H236V134H238V132L240 133L239 134V138L236 140V142H237V147L240 149V150H242L243 152H244V155L246 154V155H250V157H248V159H250V161L248 160V162H247V165H248V167H250V169L249 170H251L252 171V173H254V174H257V175H261L262 173V175L261 176H264V153L262 152V151H264V147L263 146H260V147H257V149L255 150V149H250L249 147H248V143L250 142V137L249 136H246V133H247V129H246V127L248 128V126L250 125H247L248 124V119H249V117H253V120H255L254 118L256 117V116H250L249 115V117L247 118V116H248V114H251V113H249V111H250V109L251 108H253L255 111L254 112H256L257 110H259V111H261L262 109H264V108H262L263 107V105L264 104H262V102L263 101H261V99L263 100V95H264V88L262 89L261 88V86L260 85H263L264 86V79L262 78V76H261V78H260V74H259V71H258V69L260 68L259 66H256L255 64L254 65H252V63H248L247 64V66H246V64L244 65V64H242V65H240V66H234V68L233 67H229V71L230 72H232L233 71V73H231L232 74V76H233V74L235 73L234 71H236V72H238L239 71V73L238 74H236V75H234V77H231V78H233L234 79V81H233V79H231L233 82H236L237 83V81L238 80H240V79H242V80H240L242 83L243 82H245V83H239V87H238V84H235V85H237V87L238 88H241L242 89V91L244 92H242L241 90H239V91H241V93L240 92H238V90H236V86L234 87V84H233V82H232V87H227V85L225 84V82L223 81L224 79V77H225V75L229 72V71H227L228 70V68H226V69H224V68H221L219 71V74H218V76H219V79H218V76L217 75H215L216 77H217V79H216V77H213L210 81L212 82V84L209 82V81H207V83L208 84H210V85H208L207 83H204V86H202V88H201V84H202V82H203V78H204V76L202 77V78H200L201 80H199L198 79V82L196 81V79L194 80V79H192L194 76L195 77H197V75L199 74V76L201 77L202 76V72H194L193 73V68L195 67V64H202V67L204 68V66L206 67V64H207V61L209 62V59L208 58H204L205 56H206V54L207 55H209L208 54V52H210V50H209V48L207 47V46H209L208 45V40L210 39V37H219V43H221V47H220V50L218 51V53H217V56H216V58L219 56H221V54H222V52L223 51H227V48L225 47V46H230L232 43V45H234V46H239V44L241 45V44H243L242 43V41H235V42H233L235 39L233 38L234 36H229V38H232L231 39V42H229L230 40H228L229 38L227 37L229 34H232V33H230L231 31L233 32V31H235V29H237V27H235L236 25L235 24H232V25H235V26H233V29H229V28H232V27H229V26H231L230 25V23H229V21H228V27H224V25H226V23H227V21H225V24L224 25H222L221 27H219V28H221V29H217L216 28V30L214 29V27H217L218 26V23H220V22H216V20L219 18V16L217 17V16H215V17H217V19L215 20V22H213V21H211V19H213L214 20V15L215 14H221L220 13V11L222 10V7H219L220 6V4L218 3L217 4V2H216V0H214L215 2H216V8H217V11H219V13L218 12H216L215 14H212V18L209 16V17H203L204 19H207L208 18V20L209 21H207V20H205V21H207L208 23H210V24H208L207 22H206V25H207V27H209V25H210V29H211V31H212V33L210 32V31H208L207 30V27H206V25H205V21H203L204 19L203 18H201L200 16V14H201V11H200V9H199V7L202 5L201 3H199L200 1H204L205 2V0H195V1H193L192 0V2H191V0H189V1H187V0H179L180 1V5H179V7H185V4H186V6L188 7V8H190L192 11H190V9H189V11L190 12H192L191 14H190V12L187 10L188 8L186 7V9L185 10H187L188 12H189V17H187V13H186V11L185 10H183L182 12H181V9H179L178 8V5L177 6H174L175 4V0H173V1H171V5H170V2H168V1H170V0H157V3H156V0H152V1H150V3H149V6L151 5V6H153V7H155L154 8V12H156V14L154 13L153 14V10L147 15V16H149V19H147V18H145L146 20H142L143 19V17H141V12H143L141 9L143 8L142 6V8L140 9V8H136V6H134V5H132L134 2H131V0H97V1H94V0H80V2L78 3L77 2V0L75 1V0H62V2H61V6L62 5H65V6H67V5H70L71 6V8H70V6H68L69 8H68V10H66L65 11V9H67L65 6H64V8H63V6L61 7L60 6V4H59V6H58V3H60V1L59 2H57V1H55V0H53V2L55 1V5H57V6H54V3L52 2V0H51V2H48V3H50V5L53 3V6H54V10H52V8L53 7H51L50 5H48V6H50V8L48 9V6H47V8H46V10L48 9V11H46L45 12V3L46 2H40ZM75 1V2H74ZM86 1H88V3L87 4H89L88 6H86L87 4H85L84 2ZM106 1L108 2L107 3V5H108V7L106 6ZM123 1V2H122ZM127 1V2H126ZM138 1H140V0H138ZM138 1H136V3H139ZM142 1V0H141ZM141 1H140V4L141 5H144L143 3H141ZM145 1V0H144ZM147 1V0H146ZM155 1V4L153 3ZM159 1V2H158ZM175 1V2H174ZM214 1H213V5H214ZM231 1V0H230ZM235 1V0H234ZM112 2V3H111ZM117 2V3H116ZM121 2V3H120ZM132 3V4H130L129 5V3ZM148 2L149 1H147V3L146 4H148ZM162 3V5H166L165 7H169L170 9H173L174 10V8L175 7H177L176 9H179L180 11H176V9L174 10L175 11V13H171L172 15L173 14H176V16H180L179 17V19L176 21V19L174 20V17H175V15H173V20L171 21V19L172 18H167L166 16H168L167 14H169L168 12H167V14H165V13H161V11H163V12H166V11H169V10H165V9H162L161 10V8H163L164 6H162L161 7V5H160V8H159V3ZM193 2H194V4H193ZM197 2V3H196ZM204 2H203V4H204ZM210 2H212V0L210 1ZM209 2V3H210ZM233 2V1H232ZM40 3H41V5H40ZM48 3H46V4H48ZM73 3H74V9H76V11H74L73 9H72V5H73ZM105 4V7H104V4ZM120 4V5H119ZM154 4V5H153ZM176 4H177V2H176ZM199 4V5H198ZM206 4V3H205ZM211 4V3H210ZM80 5H81V7H80ZM212 4L211 5H209L208 4V6H205V7H208L209 9H210V6L212 7L213 6ZM38 6V7H37ZM90 6V7H89ZM112 6V7H111ZM146 7H148V5H145ZM158 6V7H157ZM39 7H40V9H39ZM55 7H57V9L55 8ZM61 7V8H60ZM104 7V8H103ZM109 7H111L110 9H109ZM116 7L119 9V10H117L116 9ZM123 7V8H122ZM137 7H140V5H138ZM174 7V8H173ZM196 7H198V8H196ZM223 7H225V5L223 6ZM90 8H93V10H91ZM103 8V9H102ZM116 9V11H118V18H116L115 17V15L117 14V12H115V13H113L114 11L112 10V9ZM130 8H131V10H130ZM137 9V10H139L140 9V13L138 12V13H133V10L134 9ZM168 8V9H169ZM200 8H204V5H203V7H200ZM38 9H39V11H38ZM60 9V10H59ZM73 10V11H70V10ZM87 10V12H88V9H90L91 11H93V14H95L96 12H99L100 10L102 11V10H107L106 12L107 13H105L104 12V14H106L105 16H107V17H109V19H108V21H106L105 19L103 20V23L102 22H100L102 19H99V17L97 16L98 15V13H96L97 15L96 16H93V14H92V12H90V10H89V12L91 13V15L93 16V18L95 17V19H96V17H98L97 19H96V21H98V23H100V24H98V23H95L94 21L93 22H91L92 21V16L90 15V13H86L85 14V17H79V16H84V14H82L81 15V13H84L86 10ZM120 9H121V12H120ZM135 9V10H136ZM152 9V8H151ZM161 11H160V10ZM199 9V10H198ZM214 9V8H213ZM212 9V10H213ZM49 10H51L53 13H55L52 17H51V14H48L49 13ZM56 10H58V11H56ZM62 10V11H61ZM64 10V11H63ZM96 10V11H95ZM98 10V11H97ZM110 10V11H109ZM157 10V11H156ZM172 10V11H173ZM198 10V14L200 15H197V13H196V15L194 14L196 11ZM41 11V13H42V15L43 16H41V18L39 17V12ZM50 11V12H51ZM101 11H100V13H101ZM146 11H147V8H146ZM145 11V12H146ZM150 11V10H149ZM173 11V12H174ZM215 11V10H214ZM213 11V12H214ZM222 11H224V10H222ZM48 12V13H47ZM57 12H58V14H60L61 12H63L62 14H60L61 16H63V17H60V15L59 16H57L58 14H57ZM71 12V13H70ZM72 12H73V14H72ZM171 12V11H170ZM183 12H185V14H186V16L184 17L183 16ZM212 12V13H213ZM70 13V14H69ZM76 13H78V14H80L79 16H78V14H76ZM13 14V13H12ZM57 14V15H56ZM140 14V15H139ZM143 14V13H142ZM147 14V13H146ZM159 14H162L161 16H162V18L164 19V16L163 15H166L165 16V21H163V23H162V18H158L157 16ZM170 14V15H171ZM192 14H194V15H192ZM50 15V16H49ZM57 17H56V16ZM78 16L79 18H81V19H79V20H77L78 19V17H76V16ZM144 15H145V13H144ZM143 15V16H144ZM169 15V16H170ZM47 16V17H46ZM55 16V17H54ZM100 16V15H99ZM115 17L114 19H111L112 21H115V22H112V21H110V18H112V17ZM124 17V18H122V17ZM128 16V17H127ZM130 16H131V18H130ZM154 18V19H152V17ZM160 16V17H161ZM193 16V17H192ZM198 16V19L196 18ZM27 17V16H26ZM42 17H43V20H41L42 19ZM46 17V18H45ZM51 17V18H50ZM69 17V18H68ZM91 17V18H90ZM135 17H137V21H136V19H135ZM150 17H151V19H150ZM178 17H176V18H178ZM40 18V19H39ZM61 18H63V19H61ZM71 18V19H70ZM77 18V19H76ZM89 18H90V21H88L89 20ZM106 18V17H105ZM134 18V19H133ZM139 18H141V20L139 19ZM221 18V17H220ZM219 18V19H220ZM225 18V17H224ZM46 20V22H44L45 20ZM49 19H51V20H49ZM59 19H61V20H59ZM64 19L66 20V21H64ZM68 19H70V20H68ZM87 21H86V20ZM107 19V18H106ZM122 19L124 20L123 22H121L122 21ZM155 19L158 21V22H155ZM202 20L203 22L202 23H199V20ZM150 20H152V23H151V21ZM161 20V21H160ZM166 20H169V22H166ZM189 22V23H193L194 24V22H195V24H194V26H195V28H193L194 26H192L191 28H190V30H192V32H190L189 31V27L191 26V24L189 25V23L187 22V21ZM195 20V21H194ZM222 22H221V24L224 22L223 21V18H221L220 19ZM41 21V22H40ZM48 21V22H47ZM74 21V22H73ZM86 21V22H85ZM106 21V22H105ZM118 21V22H117ZM185 21V22H184ZM194 21V22H193ZM65 22V24L64 25H62V23H64ZM143 22V23H142ZM165 22V23H164ZM185 24H184V23ZM188 23V25H186L187 23ZM59 23V24H58ZM102 23V24H101ZM137 23V24H136ZM157 23H159V24H157ZM181 23V24H180ZM198 23V24H197ZM213 23V24H212ZM240 23V25H239V29L241 30V31H243L242 30V23L241 22H239ZM2 24H3V26H2ZM96 24L98 25V26H96ZM122 24V26L123 25H125V27H131L132 29L130 30H128V28H126L125 30H124V26L122 27V28H120V26L119 25H121ZM126 24L128 25V26H126ZM154 25V27L152 28V27H150V25ZM178 24V25H177ZM183 24H184V26L186 25V26H189L188 27V29L186 28L185 29V27L183 26ZM211 24H212V26H211ZM46 25L48 26V28L46 27ZM59 25L61 26V27H59ZM86 25H87V27H86ZM140 25H142V26H140ZM148 25V26H147ZM176 25V26H175ZM181 25H182V27H181ZM198 25V27L200 26L201 28L199 29L198 27H196ZM204 25H205V27H206V29H205V27H204ZM155 26H157V27H155ZM164 26V27H163ZM165 26H167V27H165ZM219 26H220V24H219ZM227 26V25H226ZM10 27V28H9ZM148 27H150V28H152L151 30H149L150 28H148ZM6 28H5V30H6ZM93 29V31H90V32H93V33H95V32H99L100 31V33L98 34V33H96V35L95 34H93V33H90L89 32V30H92ZM98 29V31L96 30V29ZM137 28H139L140 29V31L138 32V30H137ZM143 28L144 29H146V31H144L143 30ZM165 28H167V29H165ZM195 29V30H193V29ZM226 28V29H225ZM55 31H54V30ZM87 29H89V30H87ZM158 29V30H157ZM171 29V30H170ZM209 29V30H210ZM229 29V30H228ZM79 30V31H78ZM86 30L88 31V33H90V34H93V35H90V34H88V37H87V32H86ZM128 30V31H127ZM148 30H149V32H151V33H149V34H147L148 33ZM157 30V31H156ZM186 30L189 32V33H193L194 34V32H195V34H197L196 36H195V34H194V38L196 39V37L198 38V36H200L201 35V33H202V36H200L201 37V39H200V37L197 39V43H199L198 45H197V43H196V40H195V42H194V44H196V45H194L193 43H192V41L190 42V44H192L191 45V47L190 48H194L193 50L192 49H190L189 48V46L190 45H188L189 44V41L193 38H190L191 37V34H189L188 32H186ZM200 30H201V33H200ZM218 30V31H217ZM220 30V31H219ZM231 30V31H230ZM240 30H239V32H240ZM11 31H13V37L12 36H10V33H11ZM52 31H54V32H51ZM130 31V34H125L126 36L124 37L125 39H127V41H124L125 39H123V35H124V32L126 33V32H129ZM143 31V32H142ZM169 31V32H168ZM216 31V32H215ZM228 31H230V32H228ZM147 32V33H146ZM188 33V34H183V33ZM219 32V33H218ZM226 32H228V33H226ZM238 32V33H239ZM243 32H245V31H243ZM56 33L57 35H58V37H57V35L54 34ZM119 33H123V35H122V37H120L121 35L119 34ZM172 34L171 35V37L173 36V38H175V36L177 35V34H179V36H178V38H177V36H176V38H177V40L179 41H181V42H184V43H186L185 44V46L188 48V50L190 51V52H188V54L186 53V54H184L183 56L181 55L183 52H176L175 54H174V52H172V53H170V54H167V57L165 58V59H163V60H160L161 58H163V57H165L164 55H159L158 53L159 52H157L156 54H158V56H155L156 54H155V51H154V54H152V50L154 49V50H159V51H161L160 49H162V47H166V46H168V45H172V42L171 41H175L174 42V44H176V43H178V41H176V38H175V40H173V38H170L169 36L170 35H167V34ZM203 33H205L204 35H203ZM40 34H42V35H45V36H47L46 38H48V39H45L44 41H42L43 39H41L42 38V36L40 35ZM54 35V37H53V35ZM72 34V35H71ZM83 34H85V35H83ZM140 34V35H139ZM233 34H235L234 32H233ZM21 36V38L22 39H20V36ZM69 35V36H68ZM188 35V36H187ZM205 35H206V37H205ZM18 38V40H17V38ZM67 36V37H66ZM84 36H86V37H84ZM91 36H94V38H95V36L98 38L99 37V39L101 38V40H100V42H99V39H97L96 38V40H94V39H92V38H90ZM147 37L148 39L150 38V40H147V39H142V37ZM166 36H168V37H166ZM143 37V38H144ZM153 37V38H152ZM182 38V40H181V38ZM205 37V38H204ZM228 39H227V38ZM16 38V39H15ZM56 38H58L57 40H59L58 42H57V40H56ZM82 38V39H81ZM88 38V39H87ZM165 38V39H164ZM187 38H190V39H188L187 40ZM223 38V39H222ZM6 39V40H7ZM79 39H81L82 41H83V39L85 40L84 42H82L81 40H79ZM119 39H123V42H120L121 40H119ZM156 39V40H155ZM167 39V40H166ZM171 39V40H170ZM226 39V40H225ZM13 40V41H14ZM37 40H38V42L39 43H37ZM48 40V41H47ZM147 40L148 42L146 43L145 41ZM153 40H155L154 42H153ZM200 40V41H199ZM55 41H56V43L58 44L57 46H55L56 45V43H55ZM79 41V43L77 44L76 42H78ZM83 43V44H85V45H82L84 48H82V46H81V42ZM87 41V42H86ZM89 41H91V43L93 44V45H95L96 46V48H99V50H101L100 51V53H98L99 52V50L97 49H95L94 47H92V49H90V47L88 48L87 46L88 45H86V44H90V42ZM102 41V42H101ZM166 41V42H165ZM199 41V42H198ZM222 41V42H221ZM10 42V41H9ZM12 42V41H11ZM31 42H32V44H31ZM50 42V43H49ZM71 42V44H74V47L76 46V48L77 49H73V50H70V51H72V52H70L69 51V49L71 48L72 49V46H70L69 45V43ZM98 42V43H97ZM26 43H28L29 45H26ZM54 43H55V45H54ZM60 43H62V45H60V46H62V48H67V49H65V50H67L68 52L66 53V51L64 50H62V49H59V44ZM64 43L67 45V46H65V47H63V45H64ZM100 43V45L102 46V48H101V46L99 45V46H97L98 44ZM105 43V44H104ZM168 45H167V44ZM228 43V44H227ZM231 43V44H230ZM35 44V43H34ZM35 44V45H36ZM45 44V45H46ZM80 44V48L81 49H79V47H77L78 45ZM92 44L90 45V46H92ZM119 44V45H118ZM165 44V45H164ZM173 44V45H174ZM227 44V45H226ZM172 45V46H173ZM178 45V44H177ZM47 46V45H46ZM46 46H42V47H38V46H36L35 48H36V50L34 51V54L35 55H37L35 52L37 51V49L39 48V50L41 49V48H44V47H46ZM175 46V45H174ZM194 46V47H193ZM196 46H197V48H196ZM206 46V48L205 49H207L208 51H206L205 49H204V47ZM48 47V48H49ZM85 47H87V48H85ZM164 47V48H165ZM203 47V48H202ZM61 48V47H60ZM101 48V49H100ZM126 48V50H124ZM168 48V47H167ZM199 48L201 49V50H199ZM229 48V47H228ZM145 50V51H143V50ZM198 49V50H197ZM203 49L205 50V51H203ZM224 49V50H223ZM28 50H30V51H28ZM49 50V51H48ZM54 50V51H53ZM97 52V54L96 53H94L95 51ZM151 50V51H150ZM165 50H166V48H165ZM164 50V51H165ZM196 50H197V52H196ZM58 52V51H62V53L60 52V53H54V54H57V56L55 57L54 55H52V54H50V55H48V52L49 53H51V52ZM93 51V53H90V52H92ZM163 49H162V54H163ZM217 51V50H216ZM30 52V53H29ZM41 52V53H42ZM63 52H65V54L63 53ZM143 52H146L145 54L143 53ZM215 51H213V53H214ZM37 53H40L39 51H37ZM40 53V54H41ZM42 53V54H43ZM70 53V54H69ZM18 54H19V56H18ZM43 54V55H44ZM60 54H61V56L62 57H64V60H62V61H64L65 63H66V65H64L62 62H60V59L58 58V56H60ZM67 54L70 56H72L73 55V58H75V59H73V60H75V62H73V60H72V58H68L67 57ZM76 54H80V56H78V55H76ZM174 54V55H173ZM195 54H198V55H200L202 58H200L201 60H197L194 56H195ZM22 55V56H21ZM25 55V56H24ZM74 55H76V57H74ZM130 55V56H129ZM172 55V56H171ZM214 55H216V53L214 54ZM24 56V58H21V57H23ZM96 56V57H95ZM135 56H136V58H135ZM168 56H170V57H168ZM210 56V55H209ZM211 56H213L212 54H211ZM210 56V57H211ZM12 57V58H13ZM20 57V58H19ZM25 57H27V60H28V62H25L26 61V59H25ZM31 58L30 60H29V58ZM39 57H41L43 60H41ZM81 57H85V58H81ZM213 57H215V56H213ZM212 57V58H213ZM33 58V59H32ZM39 58V59H38ZM56 59L57 58V60H59V61H57L56 60V62L55 63H53V62H51L53 59ZM215 58V59H216ZM21 59V60H20ZM23 59V60H22ZM49 59V60H48ZM54 59V60H55ZM135 59H136V61H135ZM187 59H188V61H187ZM214 59V58H213ZM25 60V61H24ZM36 60H40L41 62H39V63H42V65L43 66H41L42 67V69L40 70V68L38 67V68H36L32 63H34ZM69 60H71L73 63H74V66L75 67H72V66H70L71 65V63H70V61ZM85 60V61H84ZM92 60V61H91ZM25 63H24V62ZM51 62V64L53 63V65H52V69L51 68H47V67H49V65H50V63H48V62ZM82 61H84L83 63H87V64H85V65H89V67H85V65L84 66H82V67H80L79 66V64H81L82 63ZM161 61V62H160ZM201 61H202V63H201ZM211 61V60H210ZM30 62H32V63H30ZM130 62H131V64H130ZM242 62H244V63H246L245 61H242ZM37 62H35V64H36ZM72 63V64H73ZM76 63V64H75ZM83 63L81 64V65H83ZM45 64H49L48 66L46 65L45 67H44V65ZM69 64V65H68ZM130 64V65H129ZM208 64H210L209 65V67H212V68H214L212 65H211V63L209 62ZM208 64H207V66H208ZM29 65V67L28 68H30V66H31V68H34L33 70L30 68V70L27 68V66ZM244 65V66H243ZM249 65V66H248ZM250 65H252V67L250 66ZM33 66V67H32ZM38 66H39V64H38ZM200 66V65H199ZM51 67V66H50ZM77 67H79L78 69H79V71L76 69V70H74V68H77ZM175 67V68H174ZM248 67H251V68H249L250 70H252V68L254 69V71H258L257 72V74H256V72L254 73L253 72V74H252V72H250V70H248ZM44 68V69H43ZM60 68H62V69H60ZM67 68V69H66ZM69 68H73V69H69ZM87 68H89V69H91V71H89V69H88V71H87ZM106 68H110V70H108L107 71V73L109 74V73H111L112 75V78H111V76H108V74H106ZM116 68V69H115ZM121 69L120 71H122L121 73H118L119 75H117V72H119V70L118 69ZM177 68H179V70H178V72L179 71H181V72H179L180 74H178L177 75V71L175 72V70L177 69ZM6 71H5V70ZM20 69H21V71L22 70H25L23 73L24 74H22V72L20 71ZM63 69H66L65 71H63ZM93 69H94V72H93ZM106 69V70H105ZM113 69H115V71H116V73H114L115 71L113 70ZM181 69V70H180ZM235 69V70H234ZM242 69V70H241ZM243 69H244V71H245V73L246 72H250V73H247L248 75H249V81L248 80H246V78L242 75V74H245L244 73V71H243ZM4 71V73H2L3 71ZM20 71V73H18L17 74V72L16 71ZM37 70V71H36ZM67 70H69V74H67L66 73V71ZM72 70H74V71H78L77 73L78 74H80V75H78L77 73H75L74 72V74L72 73ZM113 70V71H112ZM9 71V76L10 77H8V73H5V72H8ZM32 71V72H31ZM102 71V73L100 74V72ZM127 71H128V73H130L128 76H130L129 78H128V82L129 83H125L124 81L126 80L123 76H125V75H127ZM129 71H131V72H129ZM157 71V72H156ZM195 71V70H194ZM222 71L224 72L223 74H222ZM243 71V72H242ZM253 71V70H252ZM92 72V73H91ZM138 72L140 73V75L138 74ZM156 72V73H155ZM172 72H174L171 76H173L174 78H172L171 79V77H170V79L171 80H169L168 82H167V80L169 79V78H165V76H168L169 77V74H171ZM188 72V73H187ZM189 72L191 73V74H189ZM31 73H34V74H31ZM53 75H52V74ZM57 73V74H56ZM90 73V74H89ZM114 73V74H113ZM154 73V74H153ZM166 73V74H165ZM242 73V74H241ZM16 74H17V78H16ZM27 74V75H26ZM46 74H48V76H49V78L47 79L46 77ZM51 74V75H50ZM54 74L56 75V77L58 78V77H64L65 79L67 78V76L69 75V77L65 80H63L62 79V81H60V80H57V78H55V76H54ZM81 74L84 76V79H83V77L81 76ZM106 74V75H105ZM115 74L117 75V76H115ZM165 74V75H164ZM168 74V75H167ZM177 75V77H176V75ZM189 74V75H188ZM231 74L230 73H228L227 74V76H231ZM247 74L245 75L246 77H247ZM19 75V76H18ZM22 77H21V76ZM30 75V76H29ZM73 75V76H72ZM89 75L91 76V78H89ZM92 75L94 76L93 78H92ZM97 75V76H96ZM140 76V77H142V80L144 79V75H145V81H143V85H145L146 87V89L144 90V89H142L141 87H137L136 85L137 84H140V82L139 81H141V79L140 80H137V76ZM147 75V76H146ZM175 75V76H174ZM187 75V77H186V79H185V76ZM5 76H7V78L5 77ZM43 76L45 77L44 79L45 80H43ZM75 76H77V83L74 81V78H75ZM96 76V77H95ZM138 76V77H139ZM198 76V77H199ZM255 76V77H254ZM259 76V77H258ZM25 78V81L23 80V82L27 85H25L24 83V85L22 84V79H24ZM29 77V78H28ZM82 79H81V78ZM100 77H102V79H100V82L96 85V84H91L92 83V81H90V80H92V79H94L93 80V83H95V81H97ZM124 78V80L122 79V78ZM157 77H159L158 78V81L156 82V79H157ZM244 77V78H243ZM11 78H13V79H11ZM16 80H15V79ZM22 78V79H21ZM40 78H42V79H40ZM72 78H73V80H72ZM81 80H80V79ZM120 79L121 81V83L123 84V85H121L119 82V84H118V86L120 85V89L122 88L123 89V86H124V88H126L127 89V96L126 95H124L125 96V98L124 97H122V98H124L123 99V103L121 102V100H119V95H120V93L118 94V95H115V97H113L114 96V94H117V92L115 91L114 93H111V91H114L113 89H111V91H110V88H114V87H111V86H113V84H117L116 82H117V79ZM156 78V79H155ZM182 78H183V81H184V79H185V82H183V84H181V82H182ZM253 78H255V82H253L254 80H253ZM9 79V80H8ZM38 79H40V80H43V81H45V82H43V81H37ZM90 79V80H89ZM119 79H118V81H119ZM165 79V81L164 82H161L162 80H164ZM257 79H260V80H257ZM3 80V81H2ZM12 80V81H11ZM16 82H14V81ZM46 80H47V83H46ZM57 80V81H56ZM146 80L148 81V82H146ZM156 83H154L153 81ZM193 80H194V82H193ZM215 80H217L216 82H215ZM221 80V81H220ZM9 81V82H8ZM10 81L11 82H14V83H11L10 84ZM17 81H19V82H17ZM56 82V84H53V83H55ZM127 81V80H126ZM138 83H137V82ZM153 83H152V82ZM221 83H220V82ZM246 81H248V82H246ZM6 82H7V85L9 84V86H6V90L5 89H3V88H5V85H6ZM32 82V83H31ZM57 82H59L58 84H57ZM66 82V83H65ZM75 82V83H74ZM146 82V83H145ZM167 82V83H166ZM191 82V83H190ZM249 82H252V84L253 83H255V85L253 86L252 84H250ZM5 83V84H4ZM33 83H35V84H33ZM197 83V84H196ZM200 83V85L198 86V87H196L198 84ZM216 83V84H215ZM220 83V84H219ZM2 84V85H1ZM131 84V85H130ZM155 84V85H154ZM175 84H177L176 86L177 87H179V86H181L180 87V89H184V88H186V91H187V89L191 86L192 87V91L190 90V89H188V91L187 92H185V94H184V92L182 91L181 92V90L180 91H176V86H174ZM207 84V85H206ZM223 84H224V87H223ZM249 84H250V86H249ZM16 85L18 86V87H16ZM21 85V86H20ZM32 85V90H31V86ZM54 85H57L58 87H60L61 88V90H58L59 88H56ZM60 85V86H59ZM85 85H86V87H85ZM143 85H141V86H143ZM153 85V86H152ZM219 85V86H218ZM15 86V87H14ZM19 86H20V88H19ZM41 86H43L42 88H41ZM54 86V88H56V90L55 91H57L58 90V93L60 94L61 93V91H62V89L63 88H65L63 91H62V93L63 94H65V95H61L62 97H64V98H67L66 100H72L74 97H76V96H73V94L71 93V92H73V91H77L78 93H79V98H78V96L76 97V98H78V100H82V98H80V97H82V96H84L85 97V99H83L82 101H81V103H80V101H78V102H76V104H75V106H71L70 108H68V106H70L69 104L67 105V103H69V102H67V103H65L63 100H64V98H63V102L61 101V100H57V99H55V101H52L53 100V97H52V99L50 98V103H49V96H47V94L49 95V93H48V90H46L45 88H49V89H51L52 87ZM80 86H82V87H80ZM155 86V87H154ZM183 86V87H182ZM196 87V89H195V87ZM210 86V87H209ZM260 88H259V87ZM262 86V87H263ZM3 87V88H2ZM7 87H9L8 89H7ZM21 87H25L24 89H22V91H21ZM29 87V88H28ZM45 87V88H44ZM85 87V88H84ZM98 87L100 88L99 90H105L104 92H106V94L103 92V96H104V99L107 97H109V98H111V94H113V98L110 100V101H112L117 107H115L114 105H113V103L112 102H110V104L109 103H107L112 109H114V111L111 109H108L107 108V106H106V108H104V105H102L103 104V100H101V98L103 97H101L100 95H102V94H100V92H96V89H97V91H98ZM149 87V88H148ZM176 87V88H175ZM188 87V88H187ZM206 87L208 88V90L206 89ZM221 87H223L222 89H223V91L220 89ZM245 87V88H244ZM251 87V88H250ZM257 87H258V90H257ZM10 88H13V90L12 91H10ZM16 88H19V89H17L16 90ZM34 88V89H33ZM45 89L44 91H45V93L43 92V90L42 89ZM116 88V87H115ZM175 88V89H174ZM226 88V89H225ZM252 88L254 89V93L257 95L258 94V96L260 95V94H263L262 95V97H260L259 96V98H261V99H257L258 97H254V95H253V97H254V99H251L250 97V95H248L249 93H252L253 92V90H252ZM68 90V92L67 91H65V90ZM70 89V90H69ZM140 89H142V91L140 90ZM182 89V90H183ZM223 92H220V90ZM246 89L247 90H251L250 92L248 91V93L246 92ZM15 90V91H14ZM35 90V91H34ZM119 90V89H118ZM117 90V91H118ZM178 90H179V88H178ZM185 90V89H184ZM190 90V91H189ZM210 90V91H209ZM215 90V91H214ZM219 90V91H218ZM6 91V92H5ZM10 91V92H9ZM22 93V96L25 98V100H27V101H29V104H31L30 102H32V104H33V102H35V101H37V102H35V106H36V103L38 104V106L40 107H35V106H32V105H26L25 103H27V101H23L24 100V98L23 99H19L20 97H21V95H20V92ZM64 91L65 92H67V94H72L71 95V97H72V99L71 98H68L67 96H69V95H67L66 93H64ZM69 91H71V92H69ZM87 93H86V92ZM107 91H108V93H107ZM122 91V90H121ZM120 91V92H121ZM124 91V90H123ZM126 91V90H125ZM129 91V92H128ZM153 91V92H152ZM207 91H209L210 93L209 94H206V93H208ZM2 92L4 93V94H2ZM19 93V95L18 94H16L17 96H15L14 94L15 93ZM27 92H28V94H27ZM52 93L54 92V91H51ZM74 92V93H75ZM96 93L97 95H98V93H99V97H100V99H98V98H95L94 100L91 98V95H92V97L94 98V96H95V94L94 93ZM101 92V93H102ZM110 92V93H109ZM141 92V93H140ZM177 92V93H176ZM179 92V93H178ZM181 92V93H180ZM199 92H201V93H203L204 94V98H203V100L205 101V105H202L201 104V102H200V98H199V95H198V93ZM217 92L219 93V94H217ZM14 93V94H13ZM24 93V94H23ZM93 93V94H92ZM126 93V92H125ZM125 93H123V94H125ZM136 93H138V96H140L142 99H143V101H142V99L140 98V97H137V94ZM144 93H146L145 95L147 96H141V95H144ZM178 94V96H176V94ZM213 93H216L217 94V97H216V95H215V98L213 97L214 96V94ZM222 93V94H221ZM226 93H227V95H226ZM33 94H36V96L35 97H37V95H39L37 98H34V96H33ZM56 94V92L53 94V95H55ZM58 94V95H59ZM83 94V95H82ZM85 94L87 95V96H85ZM141 94V95H140ZM149 94L150 95H152V97H153V95L154 94H156V95H154V96H156V97H154L153 99H157V100H154V101H152L151 100V98L152 97H149ZM253 94V93H252ZM251 94V95H252ZM52 95V94H51ZM52 95V96H53ZM74 95H78V94H74ZM96 95V96H97ZM165 95V96H164ZM172 95V96H171ZM207 95L209 96V97H207ZM213 95V96H212ZM226 95V96H225ZM56 96V95H55ZM95 96V97H96ZM121 96H123V95H121ZM176 96V97H175ZM188 96V97H187ZM197 96V97H196ZM224 96H225V98H224ZM233 96L234 97H236L237 98V100L238 99H242L243 101H244V104H242L241 105V107H239V104H238V102H237V104L235 105L236 106V108H235V106H234V104H232V102L234 101L235 103H236V99L234 100V98H233ZM250 96V97H249ZM42 97V98H41ZM169 97H171V99L169 98ZM175 99H177L176 101H178V99H179V101L177 102V104L175 105H171V106H169V102H170V100H172L173 98ZM179 97H181V98H179ZM190 97V98H189ZM13 98V99H12ZM15 98H17L18 100H16ZM55 98V97H54ZM56 98H60L61 99V97H56ZM76 98H74L75 100H76ZM87 98V99H86ZM129 98L131 99V100H129ZM141 99V101L140 100H138V99ZM150 98V100H148ZM162 98V99H161ZM213 98H214V100L215 99H218L217 101H213ZM43 99V100H42ZM121 99V98H120ZM146 99L148 100V101H146ZM165 99V100H164ZM222 99H225V100H222ZM40 102H43V103H40ZM45 100V101H44ZM65 100V101H66ZM75 100H74V102H75ZM106 100V99H105ZM119 100V103L121 102L122 103V105H120L119 104V106L117 105V101ZM196 100V101H195ZM242 100H240L241 102H242ZM255 100H258L259 101V103H258V101H257V103L258 104H260V105H256V101ZM89 101V102H88ZM96 101V102H95ZM107 101V100H106ZM106 101H105V103H106ZM145 101V109L143 108V106H144V102ZM152 103H151V102ZM186 101V102H185ZM194 101H195V103H194ZM210 101H211V103H210ZM223 101H225V103H223ZM239 101V102H240ZM255 101V102H254ZM54 102V103H53ZM95 102V103H94ZM108 102V101H107ZM130 102V104H129V106H131V109H129V106L127 107V105L126 104H128ZM147 102V103H146ZM158 102H160V103H162L161 105H159L160 107H159V109H158V104L157 103ZM197 102H199L198 104H197ZM217 102V103H216ZM261 102V103H260ZM13 103H14V101H13ZM20 103V104H19ZM53 104V106H52V104ZM72 103V102H71ZM150 103V104H149ZM154 103H156L155 105H154ZM192 103H194V104H192ZM216 103V104H215ZM46 104V105H45ZM73 104V103H72ZM84 104V105H83ZM96 104V105H95ZM182 104V105H181ZM9 105L12 107V105H11V103H9ZM19 105V106H18ZM41 105H43V106H41ZM48 105H49V107H48ZM55 105H57V107H59V108H57ZM79 105H82V107L80 108V110L78 109V107L77 106H79ZM90 105V106H89ZM100 106L101 107V105H102V107L100 108V109H98V108H96V106ZM150 105V106H149ZM178 105H180L179 107H180V109H179V111H183L184 110V112L183 113H178L177 111H178V109L177 108H179L178 107ZM191 107H190V106ZM192 105H193V107H192ZM214 105H216V106H214ZM217 105H218V107H217ZM230 105V109L232 110V114L231 113H227V112H229L228 110V106ZM92 106V107H91ZM97 106V107H98ZM113 106L116 108V110H115V108H113ZM135 106L137 107V108H135ZM154 106V107H153ZM174 106V107H173ZM212 106V107H211ZM251 106V107H250ZM60 107H64V109H65V107L66 108H68V109H70V110H68V109H66V111H70L71 113H73L74 112V108L75 107H77V109H78V111L77 112H75L76 113V115L74 116V114L72 115L71 113V117H67L66 115H64L63 113H66V112H64ZM96 108V110H101L100 112H99V114H98V112L94 109V108ZM125 107H127V108H125ZM150 107H153L154 109H155V111H157L156 113L154 112V109L152 110V108H150ZM166 107V108H165ZM245 109H244V108ZM250 107V108H249ZM13 108V107H12ZM87 108H92V109H89V110H91V111H94L95 110V112H91V111H89L88 112V114H86V112L88 111L87 110ZM163 108H165V109H167V110H162ZM199 108V109H198ZM218 110H217V109ZM223 108V109H222ZM240 108H243V109H241L240 110ZM43 109H45V110H43ZM54 109V110H53ZM104 109H105V112H103L104 111ZM136 109H137V111H136ZM138 109L140 110V118L144 121L143 123H142V121H140L139 122V120L137 121L136 120V114H137V112H138V114H139V111H138ZM149 111V118H151L150 120L149 119H147L148 117H147V114L148 113H146L147 112V110ZM182 109V110H181ZM198 109V110H197ZM237 109V110H236ZM252 109V110H253ZM257 109V110H256ZM35 110V111H34ZM58 110H60V112H61V110H62V112L60 113V112H57ZM117 110H120V113L119 112H117ZM131 111V113H130V111ZM189 110V111H188ZM192 110V111H191ZM203 110V111H202ZM219 110H222L223 112H224V114L222 113V111H219ZM242 110H245L244 112H240V111H242ZM44 111V112H43ZM54 111L56 112L55 113V115L57 114V115H59V117L60 116H62L61 114H63V116L62 117H60L61 119H64V120H62L63 122L62 123H64V124H62L61 125V127L64 129L65 128V131L66 132H64V131H62V129L61 128H59L57 131H55V127H52L51 126V123L52 122H50V119H49V117L51 118V117H53L52 116V113L54 114ZM76 111V110H75ZM161 112V113H159V112ZM198 111V112H197ZM208 111L213 115V119L212 120H210L209 119V117H208ZM218 111H219V113H218ZM236 111V112H235ZM258 111V117L257 118H259V119H262L263 118V115H261V112H259ZM35 112V113H34ZM51 112V113H50ZM207 112V113H206ZM250 112H252V111H250ZM44 114L43 116H41V114ZM83 113V114H82ZM97 113V116L95 115ZM100 113H104V115H102V116H106V114H107V116L105 117V119L106 118H108V119H112V120H110V122H109V120H107L106 119V122L108 121L109 122V124H107V126H104L103 128L101 127V126H98V127H96L95 126V123L97 122L96 121V119H97V117H99L100 116ZM112 113V114H111ZM117 113H119V114H117ZM135 113V114H134ZM142 113V114H141ZM189 115H191V117L193 118V120H192V118H186L187 117V115L188 114ZM206 113V114H205ZM226 113H227V116H226ZM241 113H243L242 115H241ZM253 113V112H252ZM80 114H82L81 116H84L85 115V117L86 118H88L87 120H84L83 121V118L84 117H81L80 118ZM126 114H128V115H126ZM169 114V115H168ZM192 114H193V116L195 117H193L192 116ZM231 116H230V115ZM263 114V113H262ZM45 115H47V116H45ZM67 115H68V113H67ZM87 115H88V117H87ZM99 115V116H98ZM110 115H111V117H110ZM119 115V116H118ZM125 115H126V117H125ZM164 115V116H163ZM219 115H222L223 117H225L226 116V119L224 118L223 119V117L222 116H219ZM230 117H229V116ZM241 115V116H240ZM251 115H253V114H251ZM254 115H256V114H254ZM66 116V117H65ZM76 116L78 117V120H77V118H76ZM118 116V117H117ZM132 116V117H131ZM139 116V115H138ZM151 116V117H150ZM163 116V117H162ZM166 116V117H165ZM169 116V117H168ZM201 116H204V117H206L205 118V120H203V118L204 117H201ZM232 116L234 117V116H236L237 118H236V120H234L235 118H233V120H234V122L236 123V125H234L235 123L232 121V120H230V118H232ZM101 117V116H100ZM99 117V118H100ZM103 117V118H104ZM168 117V118H167ZM182 117H183V119H182ZM201 117V118H200ZM221 117V118H220ZM229 119H228V118ZM239 117V118H238ZM243 117V118H242ZM260 117H262V118H260ZM28 118H30V119H28ZM40 118V120H37V121H32V120H36V119H39ZM46 120H45V119ZM68 118V119H67ZM86 118H84V119H86ZM99 118H98V120H99ZM102 118V119H103ZM138 118V117H137ZM162 118V119H161ZM209 119V120H206V119ZM216 118H218V119H216ZM219 118L221 119V120H219ZM67 119V120H66ZM104 119V120H105ZM153 119H154V122H153ZM159 119V118H158ZM180 119H182L181 121H180ZM190 119V120H189ZM196 119V120H195ZM259 119H257L258 120V123H260L261 122V120H259ZM9 119H7V121H8ZM66 120V121H65ZM176 120V121H175ZM229 120H230V122H229ZM250 120V119H249ZM252 120V119H251ZM257 120H255L256 122H257ZM38 121H41V125H43L42 127H41V125H40V123H38ZM100 121H101V118H100ZM103 121V120H102ZM101 121V122H102ZM204 121H208L209 123H205L204 125H203V127H202V124H203V122ZM222 121H223V123H222ZM224 121L226 122H228V123H224ZM231 121L234 123H231ZM34 123V127H35V129L34 130H32L31 129V125H33V123ZM36 122V123H35ZM99 122V121H98ZM97 122V123H98ZM101 122H99V124L100 125H102L103 126V124H105V123H101ZM107 122V123H108ZM136 122V123H135ZM139 122V123H138ZM219 122V123H218ZM78 123H80V125H77ZM135 123V124H134ZM197 123H198V125H197ZM199 123H202L201 125L199 124ZM242 123V124H241ZM249 123H250V121H249ZM253 123V121H251V124ZM15 124H16V122H15ZM53 124V123H52ZM121 124H123L122 126L124 127V126H129V127H131V129H129V130H127V129H124L122 126H120ZM223 124V125H222ZM261 124V123H260ZM76 125L79 127V129H81V135L79 136V137H77L78 136V134L79 133H77V136L75 135L76 134V132H79L78 131V129L76 128V129H74L75 127H76ZM97 125V124H96ZM106 125V124H105ZM114 125H115V128H116V130H115V128H113L114 127ZM195 125H197V126H195ZM227 125V126H226ZM83 126H84V128H83ZM191 126H193V127H191ZM233 126H235L234 128H233ZM236 126H237V128L239 129V130H241V131H239L238 130V132H237V128H236ZM70 127V128H69ZM120 127H122V128H120ZM135 127V128H134ZM22 128H24L25 129V127H22ZM68 128L70 129L69 131H68ZM108 128H109V130H108ZM232 128H233V130H232ZM20 129V130H19ZM48 129V130H47ZM90 130L91 131V133L89 134L88 132V134L86 133L85 135L86 136H84L83 137V134L87 131V130ZM113 129V130H112ZM139 129V128H138ZM150 129V130H149ZM208 129V130H207ZM263 130L262 131H264V128H262ZM55 131V134H54V131ZM84 130H86L85 132H84ZM234 130H236V131H234ZM26 131H28V132H26ZM47 131H49L50 133H47ZM140 131V130H139ZM138 131V132H139ZM143 131V130H142ZM150 131V132H151ZM259 132V133H263V132ZM101 132V133H100ZM141 132V131H140ZM139 132V133H140ZM144 132V131H143ZM143 132H141V133H143ZM147 132V133H148ZM151 132V134L149 135V136H151L153 133ZM245 132V133H244ZM27 133H29V134H27ZM39 134V137L37 138V136L35 135V134ZM45 133H46V135H47V137H45L46 135H45ZM104 133V134H103ZM145 133V132H144ZM42 134H44L43 136H42ZM53 135V136H52ZM57 135V136H56ZM27 137V139L29 138V140H28V144H29V146H27V144H26V146H25V148H24V146L23 145H21L20 144V146H23L22 147V149L20 148V147H18L19 146V143H18V145H17V140L19 139V142H20V140H21V138H22V141L24 142L25 141V137ZM60 136V137H59ZM122 136V135H121ZM214 136V135H213ZM260 137H256L257 139V142H256V144L255 145H257V144H259L260 142H261V140H262V135H259ZM48 137H50V140L48 139ZM57 138V141L56 140H54L53 141V138ZM63 137V138H62ZM103 137V138H102ZM106 137H107V135H106ZM141 137H143V136H141ZM202 137V139H205L203 136H200L199 138H201ZM211 137V136H210ZM43 139V141H42V139ZM44 138H45V140H44ZM80 138H82L81 140V142H83V144L80 142ZM152 140H153V138L152 137H150ZM194 138V139H195ZM213 138V137H212ZM103 139V141H106L105 143H102L101 142V140ZM240 139V140H239ZM242 139V140H241ZM47 140V141H46ZM63 140H65V141H63ZM155 140H153V142L155 141ZM165 140H167V142H169L170 140L168 139V137L166 136L165 137ZM196 140V139H195ZM194 140V141H195ZM63 141V142H62ZM43 142V143H42ZM47 142V143H46ZM152 142V141H151ZM153 142L151 143V144H153ZM164 142V141H163ZM166 142V141H165ZM242 144H241V143ZM244 142V143H243ZM259 142V143H258ZM27 143V142H26ZM42 143V144H41ZM81 143V144H80ZM196 143L199 145V142H197L196 141ZM47 144V145H46ZM85 144V145H84ZM174 144H175V146H177L176 145V142L174 141ZM55 145L57 146V145H59V149H57L56 150V148H54L55 147ZM111 145V146H112ZM167 144H164V146H166ZM161 146V145H160ZM168 147H170L171 146V142H169V144L167 145ZM14 147H16L17 148V151L18 152H16V148H14ZM198 147V146H197ZM202 147V146H201ZM263 147V148H262ZM13 148V149H12ZM23 148L25 149V150H23ZM65 148V147H64ZM70 148H68V150L70 149ZM108 148H110V146H108ZM111 148H113V147H111ZM256 148V147H255ZM259 148V149H258ZM19 149H21L23 152L22 153H20V151H19ZM38 149V150H37ZM250 152H252V153H250ZM255 152V153H254ZM26 153V152H25ZM33 153V154H34ZM64 154H65V158L63 159V160H67V159H69V157H68V154H67V152L65 153L64 152ZM66 154H67V156H66ZM21 155V156H22ZM35 155V154H34ZM72 155V154H71ZM70 155V156H71ZM45 156H47L46 158H45ZM37 157V156H36ZM48 157H50V159H48ZM68 157V158H67ZM247 157V156H246ZM56 160H59V163H57V161ZM70 160V159H69ZM81 160V159H80ZM53 161V162H52ZM84 160L82 159V161L81 162H83ZM89 161V160H88ZM93 162V160H90V162ZM68 162H71V160L70 161H68ZM52 163V164H51ZM62 164H64L63 163V161H62ZM92 163H90V165H91ZM95 168H96V166H94ZM113 168V167H112ZM50 170V171H49ZM119 170H121V168L120 167H117V168H114V170L113 171H111V172H117V171H119ZM97 171V169H95L94 170V172H96ZM98 171H101V170H99L98 169ZM260 171V172H259ZM257 172H259V173H261V174H259V173H257Z\"/></svg>","mask_w":264,"mask_h":264}]
</instances>
